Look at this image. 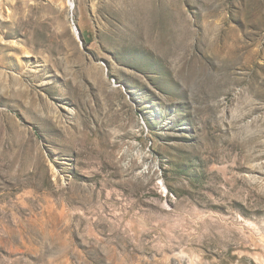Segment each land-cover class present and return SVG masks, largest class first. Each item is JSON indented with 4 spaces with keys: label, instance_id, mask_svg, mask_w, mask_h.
<instances>
[{
    "label": "rangeland",
    "instance_id": "1",
    "mask_svg": "<svg viewBox=\"0 0 264 264\" xmlns=\"http://www.w3.org/2000/svg\"><path fill=\"white\" fill-rule=\"evenodd\" d=\"M0 264H264V0H0Z\"/></svg>",
    "mask_w": 264,
    "mask_h": 264
}]
</instances>
